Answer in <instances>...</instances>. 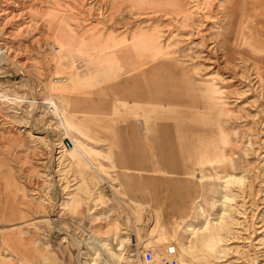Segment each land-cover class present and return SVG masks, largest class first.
<instances>
[{
    "label": "rangeland",
    "instance_id": "rangeland-1",
    "mask_svg": "<svg viewBox=\"0 0 264 264\" xmlns=\"http://www.w3.org/2000/svg\"><path fill=\"white\" fill-rule=\"evenodd\" d=\"M200 94L204 146L171 142ZM137 246L264 264V0H0V264Z\"/></svg>",
    "mask_w": 264,
    "mask_h": 264
},
{
    "label": "bare ground",
    "instance_id": "bare-ground-1",
    "mask_svg": "<svg viewBox=\"0 0 264 264\" xmlns=\"http://www.w3.org/2000/svg\"><path fill=\"white\" fill-rule=\"evenodd\" d=\"M195 8V7H194ZM210 16V15H209ZM237 40V39H236ZM233 41V40H232ZM238 47V46H237ZM214 50V49H213ZM222 54V53H221ZM217 58V57H216ZM213 65V64H212ZM214 66V65H213ZM223 66V65H221ZM224 68V67H223ZM193 75H191L192 77ZM210 82V81H209ZM213 85V84H212ZM192 89V88H190ZM203 93V91H202ZM218 94V93H217ZM219 95V94H218ZM200 97V98H199ZM209 100L210 96L208 95H203L200 94L198 96H193V97H183V99H179L178 95H170L169 97V101L166 104H161L165 113H167L168 115H166L165 118V123L167 125H169L170 127V134H171V142H174L176 144L177 139L179 138V136L176 135V131L181 129L183 132L186 133V135H192V133L195 135H198V137H200L201 139V144L202 146H204V141H205V137L202 136L203 135V131H202V126L200 123V120L196 117V111H197V106L198 105H203L204 104V100ZM221 99V98H220ZM208 103V102H207ZM184 106V108H182ZM195 106V107H194ZM213 107V106H212ZM196 108V109H195ZM217 108L214 107L212 109V113H210V115L213 117L211 120L205 121L206 125H211L212 129H208L209 130H213L216 131L217 128H219L218 126V120H216V116H217ZM207 120V119H206ZM207 122V123H206ZM200 123V124H199ZM206 132L207 129H205ZM202 134V135H201ZM182 135V134H181ZM214 136L216 135H211L209 138L214 140L216 139ZM192 137V136H190ZM194 137V136H193ZM192 140V139H191ZM183 141V140H182ZM180 144V143H179ZM196 144V143H195ZM178 145V144H177ZM184 146V145H183ZM187 146L189 148H191V146L189 145V143H187ZM196 147V146H195ZM176 151V149H175ZM179 151V150H178ZM202 152L203 155V151L200 150ZM199 151V152H200ZM192 152V151H191ZM186 153V152H185ZM197 153V152H196ZM199 155V154H198ZM186 156V155H185ZM191 156V155H189ZM195 156V155H194ZM196 157V156H195ZM237 178V177H236ZM240 179V178H239ZM238 178L234 179V181L239 182ZM230 180H227L225 183L230 184ZM144 196V195H143ZM229 200V199H228ZM222 221V220H221ZM212 226L214 228H222V222L218 223V224H211L210 222L207 223V225L205 226V230H208L209 228H212ZM213 229V228H212ZM194 230V229H193ZM216 231V230H215ZM111 252V251H109ZM112 253V252H111ZM113 256L117 257L116 254L112 253ZM124 259H125V255H124Z\"/></svg>",
    "mask_w": 264,
    "mask_h": 264
},
{
    "label": "built area",
    "instance_id": "built-area-1",
    "mask_svg": "<svg viewBox=\"0 0 264 264\" xmlns=\"http://www.w3.org/2000/svg\"><path fill=\"white\" fill-rule=\"evenodd\" d=\"M52 49L54 50V47H51V50ZM38 101L39 99L36 103L42 105V102ZM49 111L53 113L55 111V107L52 106ZM174 252H176L174 248L160 253L151 248H140L137 246L134 250L129 251L125 255V259L123 262L124 264H180L178 260L168 256V253L172 255Z\"/></svg>",
    "mask_w": 264,
    "mask_h": 264
}]
</instances>
